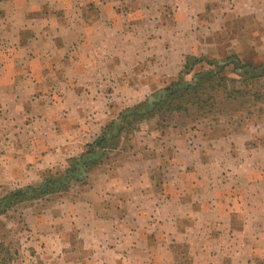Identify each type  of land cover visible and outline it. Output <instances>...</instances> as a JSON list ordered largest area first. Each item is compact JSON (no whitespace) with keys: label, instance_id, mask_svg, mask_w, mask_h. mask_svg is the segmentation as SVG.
<instances>
[{"label":"rangeland","instance_id":"374dc122","mask_svg":"<svg viewBox=\"0 0 264 264\" xmlns=\"http://www.w3.org/2000/svg\"><path fill=\"white\" fill-rule=\"evenodd\" d=\"M187 56L218 63L237 59L259 71L264 0H0V119L19 115V104L29 107L30 118L43 115L42 103L63 96L60 88L72 81L80 88L101 85L105 128L122 129L105 149H97L102 151L94 165L73 167L72 160L86 149L51 161L36 184H0V264H101V254L113 262L103 264H151L152 252L131 246L141 235L129 231L119 237L123 251L89 249L88 238L76 236V221L71 227L68 218L71 212L86 214L87 206L78 200H92L106 215L120 217L124 229H152L143 238L162 245L153 262L168 252L166 243H174L177 260L191 262L200 246L263 237L264 101L247 96L240 110L232 102L211 114L164 109L120 122L126 109L143 108L149 96L177 81ZM206 66L196 65L185 79ZM75 70L85 73L81 77ZM233 71L231 65L223 72L241 88L244 78ZM262 83L251 82L255 90ZM5 129L1 122L0 131ZM125 181L133 190L126 191ZM108 182L115 199L105 205L100 198L94 201L93 194L105 192ZM141 191L156 201L144 200L137 219L133 204L117 201ZM148 212L157 218H146ZM77 226L81 230L85 223ZM118 252L123 255L117 263L109 255Z\"/></svg>","mask_w":264,"mask_h":264},{"label":"crops","instance_id":"0c3cea01","mask_svg":"<svg viewBox=\"0 0 264 264\" xmlns=\"http://www.w3.org/2000/svg\"><path fill=\"white\" fill-rule=\"evenodd\" d=\"M75 72L81 77L85 73L77 72V70ZM87 88V86L80 88L79 83L73 84L72 81L69 83L65 82L63 88H60L64 94L63 96H60L56 101L42 103L40 111L43 115H35L30 118L29 107L19 104L17 105L19 115L10 116L6 114L1 117L0 123L3 122L6 125V129L2 132L0 131V184L8 186H15L20 183L36 184L37 182L34 180L39 179L40 174L48 169L47 167H52L51 161L68 160L84 153L87 145L91 143L96 134L102 132L106 127V117H108L99 93L101 85L94 84L89 86L88 90H86ZM91 90L92 94L89 93ZM49 103L52 104L50 105ZM7 104L8 109L9 103ZM31 105L34 108L37 107L35 102H32ZM95 120H99L100 123L92 126V122H95ZM128 174L132 178L130 172ZM138 177L141 179L139 180V186L143 190L145 182H142L143 178L141 176ZM129 182L125 181L126 191L133 190ZM108 183L105 192H101L100 195L93 194L95 197L94 201L100 198L105 205L109 204L111 199H115L110 192L113 182ZM140 194L138 197L127 196L128 198L120 196L117 201L123 205L133 204L134 214L132 212L131 215L137 219L142 217L141 209L143 204H146L144 200L150 203L154 200L156 201V196L153 197L152 194V196H145L142 191ZM169 201L172 200L167 198L166 202ZM79 202L87 206L86 214L71 212L68 218L71 221V227L75 226L72 223L76 221L75 235L86 236L89 240L86 241V245L91 250L117 249L119 252L123 251V243L119 237L129 231L128 233L133 235H141V240L144 244L140 241L136 244L132 243L131 246L137 249L140 245L146 249V252H152L151 264H264V233L262 234L263 237L259 241L254 240V243L247 241L239 243L236 239H233V243L227 245L223 244L216 247L200 246L194 250L191 262H184L182 258L177 260L171 251L174 243H166L164 246L168 252L156 256V262H153L152 255L154 252L157 253L162 245L159 242L148 244L146 242L148 237L145 235V238H143L144 233L148 232L152 235V229L149 230V228L146 229L135 225L129 226L134 227L133 229H124L125 226L122 225L120 217H115L113 214L111 216L106 215L102 209H97L92 200L90 203L83 200L76 201L77 204ZM149 207L152 208V206ZM154 209L156 208L154 207ZM148 213L149 215L146 218L151 220L157 218L155 212ZM79 222L85 223L81 230L77 226ZM105 225L108 226L105 227ZM186 231L178 232L182 234L186 233ZM167 233L170 232L168 231ZM107 238L112 244L110 247L106 243ZM119 252L109 255V258L116 260L117 263L121 262L120 256L122 257L123 253L120 254ZM97 259L101 264L111 262L103 254Z\"/></svg>","mask_w":264,"mask_h":264},{"label":"trees","instance_id":"16d2710c","mask_svg":"<svg viewBox=\"0 0 264 264\" xmlns=\"http://www.w3.org/2000/svg\"><path fill=\"white\" fill-rule=\"evenodd\" d=\"M202 62L206 63V68L194 74L191 80H186L185 76L190 75L196 65ZM231 65L237 77L244 78L243 83L245 84L241 88L235 85L236 79L228 78L223 72ZM260 68L257 71L255 67L244 65L237 59H228L218 63L214 60L187 56L177 81L149 96L143 108L134 107L126 109L122 113L120 122L124 124L129 117L142 118L158 112L160 113L164 109L168 112L188 114L191 108H195L197 114H211L217 109L220 110L221 107L222 109H226L224 105L230 106L232 102H238L239 106L237 105L236 109L240 110V107L245 102L244 98L247 96H250L254 103H259L264 101V66ZM254 80L257 84L260 83V80L263 81L262 85L260 84V89H253L251 82ZM192 93L195 94L193 100L182 101ZM238 98L243 100L239 101ZM176 100L181 102L176 104ZM121 130L119 129L117 133H114L111 127L105 128L103 134L96 141L87 145V151L83 156L72 160L73 167L78 168L80 166L96 164L99 160L97 149H105L110 139L120 136ZM1 246L2 244H0Z\"/></svg>","mask_w":264,"mask_h":264},{"label":"water","instance_id":"95a60500","mask_svg":"<svg viewBox=\"0 0 264 264\" xmlns=\"http://www.w3.org/2000/svg\"><path fill=\"white\" fill-rule=\"evenodd\" d=\"M101 151H102V150L100 149L98 153L100 154V153H101Z\"/></svg>","mask_w":264,"mask_h":264}]
</instances>
